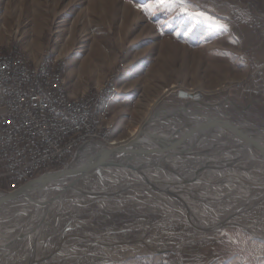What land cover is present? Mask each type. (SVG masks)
I'll return each mask as SVG.
<instances>
[{"label": "rangeland", "instance_id": "rangeland-1", "mask_svg": "<svg viewBox=\"0 0 264 264\" xmlns=\"http://www.w3.org/2000/svg\"><path fill=\"white\" fill-rule=\"evenodd\" d=\"M12 46L32 64L60 62L71 96L100 88L110 78L116 83L120 95L111 116L115 127L106 143H93L116 147L133 139V132L144 129L148 120V128L157 130L191 121V112L264 127V85L258 69L264 60V0H0V47ZM46 55L55 58L45 59ZM181 90L202 95L201 102L179 96ZM185 106L187 113L182 110ZM198 122L205 121L194 119L192 124ZM201 131L202 139L197 136L191 146L198 143L202 147L200 141L207 135ZM76 151L62 168L72 162ZM201 167L203 176L218 175L215 167ZM251 172L241 173L261 188L263 182L249 179L255 177ZM146 173L157 181L166 177L154 165H147ZM127 175L110 174L109 178L121 182L131 177ZM215 183L219 189H212L213 185L206 189L202 184L198 192L225 196L218 204V214L230 213L233 218L262 215L263 187V200L241 207L246 197L237 194L250 182L239 183L240 188ZM233 186V194L225 195ZM0 190L13 191L4 180H0ZM93 190L106 187L94 180ZM164 195V200L136 195L128 201L119 196L89 206L68 202L56 233L34 231L12 256L13 236L30 219L13 221L21 214L35 213V208L22 207L19 215L11 212L0 221V242L10 251L8 256L3 254L7 260L3 258L0 264H29L30 260L32 264H138L140 258L147 264H162L168 257L170 264H264V235L245 237L244 244L231 235L219 242L221 232L220 237L203 235L192 222L181 219L176 198ZM198 197L193 192L189 198L195 208L201 205L215 212L214 206L202 205ZM254 206L260 212L252 213ZM35 240L43 244L31 250Z\"/></svg>", "mask_w": 264, "mask_h": 264}, {"label": "water", "instance_id": "water-1", "mask_svg": "<svg viewBox=\"0 0 264 264\" xmlns=\"http://www.w3.org/2000/svg\"><path fill=\"white\" fill-rule=\"evenodd\" d=\"M179 96L191 98L195 102H201L200 98L202 97V95L198 93H190L183 90L179 91ZM202 104L214 107V104L212 103L202 102ZM182 110L186 113L189 112V108L186 106L182 108ZM191 114H193V118L189 122L168 124V127L162 128L158 127L155 131L158 135H149V138L144 135L145 133H141L140 136L131 139L126 144H121L113 148L105 146L99 151L87 156L84 160H82V162H79L77 158L80 151L85 147L83 146L77 151L72 162L66 167L41 174L35 179L26 182L16 190L10 192L0 190V221L5 218L9 212L17 207L36 208V205L39 204L47 206V211L43 214L41 212V214H37L36 216L34 214L26 228H30L32 225H35L33 227H35L34 229H36L37 232L39 231V235L43 234L45 231H50V234H53L59 229V220L61 218L63 208L65 207L64 204H67L68 202H75L77 204L89 206L97 202H105L115 199L119 196H123V200L128 201L132 200L129 198L136 195L143 196V199L145 200H147V196L164 200L163 198L166 192H164V194L162 192L152 193L147 188L150 187L147 184V174L140 172L147 169V167L143 169L136 167V163L143 164L144 160L156 155L166 156L167 154H177L173 156L170 155L169 157H181V159L190 161L188 164L186 163L187 166L182 171H171L170 175H173L175 178H178L182 174H189L196 171L197 168H199L198 165L203 166L204 170L205 168L210 169L213 167L223 170L231 169L223 164H228L233 160H244V158L247 159V163L244 161V163H239L242 166L245 167L246 165H252L255 162V165L251 168L252 172L264 170L263 126H257L256 124L248 121H233L229 119L211 117L205 112H191ZM197 115L200 118H196ZM156 116L157 114H154V117ZM194 119H204L206 123L205 125L210 127L208 129L209 132L214 131L217 132L220 137H225V139L221 138L220 140L223 144V146L220 145L221 148L223 147L220 149V152L222 151L221 153L223 154L221 159L219 158L220 155L215 154L209 157L208 162V156H202V154L205 153L202 150L198 151L201 155H197L198 153L196 151L193 152V150V153H191L190 147L187 146L196 140L198 135V133L194 132L195 129L192 127ZM147 124L148 123L146 122L144 126L146 128H144V131H147ZM215 142L218 143L219 140H215ZM178 148H180V150L184 148V150L178 151ZM157 149L163 150V153H157ZM210 150L211 148L206 149L205 151L209 152ZM216 158L220 161H214ZM123 159H127V161L123 163ZM198 159H202V161L207 162L200 163L202 161H198ZM169 164L170 163L166 164L167 168L169 170H175L170 168ZM121 173H125L126 175L128 174V178L130 176H133V178L134 176H139L141 179H130V177L129 179L121 182H114L109 178L110 174L118 175ZM164 175L168 176L167 173ZM94 180H97V183L99 181L103 184L106 187V190L94 191ZM153 181L149 179V182L152 184H154ZM157 183L160 184L158 181ZM172 184L170 182L169 187L164 190H171V188H173ZM166 195L167 198L170 197L169 194ZM171 197L174 199L172 195ZM53 225H55V227ZM53 228L54 232L52 231ZM24 238L25 237L20 236L19 239H17L12 245V256L15 255L18 246ZM36 240L31 250H34L40 244H43ZM4 250L5 247L0 242V262L4 258V256H2ZM32 263L33 260H30L29 264Z\"/></svg>", "mask_w": 264, "mask_h": 264}, {"label": "built area", "instance_id": "built-area-1", "mask_svg": "<svg viewBox=\"0 0 264 264\" xmlns=\"http://www.w3.org/2000/svg\"><path fill=\"white\" fill-rule=\"evenodd\" d=\"M59 71H48L43 63L41 72L32 73L25 69L15 47L12 61L0 56V180L13 190L61 164L89 142L106 143L109 137L108 126L94 120L92 109L100 110L102 95L115 93L111 78L110 87L83 100L65 102L69 92L59 87Z\"/></svg>", "mask_w": 264, "mask_h": 264}, {"label": "bare ground", "instance_id": "bare-ground-1", "mask_svg": "<svg viewBox=\"0 0 264 264\" xmlns=\"http://www.w3.org/2000/svg\"><path fill=\"white\" fill-rule=\"evenodd\" d=\"M14 47H15V53H18L20 56V61L25 62V69L31 70L32 73L41 72L43 63H45V67L48 71H58L59 69H62V64L60 62L51 61V60H45V61H42L38 64H32L25 55H23L20 51H18L16 49V46H12L10 48H1L0 47V56H4V61H12V48H14ZM58 79H60L59 80V87L62 88L63 92H67V88H66V84L64 81L62 71L58 72ZM106 87H110V79H108L104 84H102V86L100 88H106ZM100 88H94L85 94L77 95V96H71V95H69V93H67L65 95V102H77L78 100H83V98H85V97H90V93H95L97 90H100ZM111 91L115 92V93H107V95H102V98L100 101V110L99 109H92V116H93L94 120H97V123L99 125L108 126L109 136H110L112 130L114 129L115 125H114L113 120L111 118L112 112H108V111L111 108L113 110V104L116 101V93H118L116 83L113 82V80H111ZM102 112H108V113H107V115H102ZM148 121H150V120H148ZM148 121H147V123L149 124ZM148 124H147V129H146L147 131H144L145 129H142L141 131H138V130L134 131L133 132V139L136 138L137 136H140L141 133L142 134L145 133L144 135L147 136V138L150 137L149 135H155V134L158 135L155 132L156 130H151V129H149L150 127L148 128ZM205 124H206L205 122H201V123L198 122V123L192 124V127L195 129V133H199V135H200V133H202L201 130H203V131H205V135H207V138H204L205 139L204 141H200L201 142L200 144L201 145L203 144L202 147H200L198 143H197V145L193 144L194 146L189 145L187 147H190L191 153L196 151L198 153L197 155L200 154L198 152L199 150H202L203 152H205L204 154H202V156H206V155L208 156L209 155L208 157H210V156H213V155L218 154V153L220 154V149L223 148V147L222 148L220 147V145L223 146V144L221 143L220 140H221V138L225 139V137L224 136L220 137L219 134L217 132H214V131L209 132L208 129L210 127L206 126ZM199 135H197V136L199 137ZM199 139L201 140L202 137L201 138L199 137ZM106 140H108V137H106ZM215 140H219V142L216 143ZM114 142L115 141L113 140V141H111L110 144H113ZM126 143H124V144H126ZM147 146H148V144H147ZM103 147H105V145L93 143V142L88 143V145H86L80 151L79 156L77 158L78 161L82 162V160H84L87 156H90V154H93V153L99 151ZM209 147L211 148V150L209 152L204 151L206 149H210ZM184 148L181 150H180V148H178L177 150L182 151V150H184ZM192 150H193V152H192ZM159 152L163 153V150L157 149V153H159ZM170 155H172V154H167L166 156L156 155L154 157L147 158V160L143 161V164L136 163V167L139 169H143V168H146L147 165H154L157 169H161V170L165 171L167 174H171V171H174V172L182 171L185 168L184 166H186L188 164L186 162V160H184V159L182 160L181 157L180 158L179 157H173L177 161L172 160V158L169 157ZM173 155H177V154H173ZM208 159L209 158H207V161L209 162ZM198 160L200 161L202 159H198ZM122 161H123V163H125L127 161V159H123ZM173 161H174V163H173ZM207 161H202V163H206ZM214 161L218 162L220 160L216 158ZM243 161L245 163H247V159L244 158V160H236V161L233 160V161H230L228 164H223L227 167H230L231 170L234 173H236V175H233L234 173L233 174L232 173L226 174L227 173L226 170L218 169L217 170L218 175L214 174V176H208V173H205L206 175L203 176L202 173L200 172L201 170H199V168H197V170L192 172L191 175L186 174V176H185L184 174H182L178 178H175L173 175H168V176L165 175L166 177L164 176L165 177L164 181L166 183L164 181H162V179H161V181H158L160 184L157 183V180H155L154 178H152L151 176H149L146 173L147 169L140 171V172L147 174V178H148L147 184L153 190H161L163 193L166 192V194H169V195H172L173 197H175L176 200H174V201L177 203V207L180 206L182 209L181 219H183L185 221L189 220V222H192L193 225L196 227V229H199L203 235L210 236V237L219 236L218 233L221 232L222 237L218 240L219 242L223 241L224 236L229 237L231 235V237L236 239L239 243L244 244L245 237H248V236L249 237L250 236H252V237H256V236L263 237V235H264V217H263L264 216V214H263L264 210L261 212V214H262L261 216L263 218H261V216L259 217L260 214L258 215V217H257V215L255 217H253L252 215L249 217L243 216L244 219H243V217L233 218L230 215V213L226 214V215H221V214H218V211H217L218 208H221V206H218V204L220 202H222V199L225 196L220 195L219 198H217L218 196L217 197H211L209 194H206V193L201 194L198 192V189L201 190L203 185H204V187L206 186V189L209 187L208 185H213V186H210V187H212V189H216V190L219 189V187L217 186L215 181H217V183L218 182L219 183L228 182V184L225 187H229L231 185H234L235 188L241 187L240 185H239L240 187L238 186L239 183L250 182L249 186H243L244 188L241 189V191H239L237 194V195H241V197H246V202L240 203L239 205H241V207L246 206V205L252 206V205H254L253 200H255V201H260L261 199L263 200V196L261 194H262V187L264 188V185H261V188H258V186H257V188H255V185H257V184L251 185L252 181H249L248 179L245 180L243 177L246 178V176L241 173L243 170H247V171L251 170V168H253V166L255 165V162L252 165L249 163L250 165H246L244 167L241 164H239V163H242ZM167 163H170L169 164L170 168L175 169V170H169L166 166ZM185 163H187V164H185ZM210 163H211V161H210ZM198 167H201V166L198 165ZM253 173H255V177L250 178L251 180H255L256 183L264 182V170L255 171ZM146 174H144V175H146ZM131 177H133V176H131ZM257 177H260V178L258 179ZM139 178L140 177L138 176V179ZM210 178L212 180H210ZM149 179H151L152 181L154 180L153 182L156 185L149 182ZM213 179H215V180H213ZM259 180H261V181H259ZM170 182H171V184L173 183L172 184L173 188H171V190H169V191H165L164 189L169 187ZM230 182H231V184H229ZM234 186L231 188H227V190H230V191H226L225 195H227V194L229 195L230 193H231L230 195H232L233 193L231 191H233ZM193 192L196 193L198 196H200L198 198L201 200V202L203 201L202 205L204 203H206V204L214 206L216 208L215 209L216 213L212 212V211L211 212L207 211V209L205 210L203 206L201 207V205H199L200 206L199 210L197 208H195L193 206L194 203L192 204L191 199H189V198H191V193H193ZM252 193H254V194L252 195ZM164 198H166V197H164ZM234 198H235V196H234ZM123 204L124 203H120V205H123ZM62 207H64V206H62ZM147 207H148V205H147ZM21 208L22 207H17L15 209H13L11 211L12 212L11 215L14 216L15 213L16 214H18V212L20 213V210H22ZM47 209H48L47 206H43V205L38 204V205H36V208L34 209L35 210L34 214H35V216L37 214H41V212L43 214L45 211H47ZM201 209H203V210L201 211ZM23 210H24V208H23ZM179 210H180V208H179ZM199 211H200V213H199ZM11 212H9V213H11ZM258 212H260V211H258ZM258 212H257V208H255V206H254V210H252V213L256 214ZM34 214H33V212L21 214L20 215L21 218H20V216L18 218H15L13 223L16 224L17 222H20L22 220V218L31 220L32 216ZM18 215H16V216H18ZM202 217H203V219H202ZM204 218L207 219V221H205ZM30 220H29V222H30ZM4 226L7 227L6 224ZM33 226H35V225H32L30 228H25V229L23 228L24 227L23 226L22 229L18 232V234L16 236H13V237H15V239L10 244L13 245L16 242V240L19 239L20 236L26 237L30 234L33 235L34 231L37 232V230L34 229L35 227H33ZM9 252H10L9 250H5L3 252V254H5V256L6 255L8 256ZM3 254H2V256H3ZM4 259H6V258H4ZM4 259H2V260H4Z\"/></svg>", "mask_w": 264, "mask_h": 264}, {"label": "trees", "instance_id": "trees-1", "mask_svg": "<svg viewBox=\"0 0 264 264\" xmlns=\"http://www.w3.org/2000/svg\"><path fill=\"white\" fill-rule=\"evenodd\" d=\"M72 156H73V154H71L70 157H69L67 160H65V161L62 162L61 164H59V165H57V166H54V167H52V168H54V169L62 168V167L65 165V163H66L69 159H71ZM170 263H171V262H170V258L168 257V259H167L165 262H163L162 264H170ZM138 264H147V262H146L145 259L140 258Z\"/></svg>", "mask_w": 264, "mask_h": 264}, {"label": "crops", "instance_id": "crops-1", "mask_svg": "<svg viewBox=\"0 0 264 264\" xmlns=\"http://www.w3.org/2000/svg\"><path fill=\"white\" fill-rule=\"evenodd\" d=\"M258 69L260 70V73H261V76H262L261 77V81H262V84L264 85V60L260 63Z\"/></svg>", "mask_w": 264, "mask_h": 264}, {"label": "snow or ice", "instance_id": "snow-or-ice-1", "mask_svg": "<svg viewBox=\"0 0 264 264\" xmlns=\"http://www.w3.org/2000/svg\"><path fill=\"white\" fill-rule=\"evenodd\" d=\"M161 2L163 3L164 2V0H161ZM185 11H186V9H185ZM201 15H203V13H201ZM208 19H211V17H207Z\"/></svg>", "mask_w": 264, "mask_h": 264}]
</instances>
